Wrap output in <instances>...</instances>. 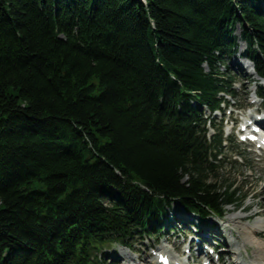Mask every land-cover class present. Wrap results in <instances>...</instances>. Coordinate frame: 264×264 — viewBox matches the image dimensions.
Segmentation results:
<instances>
[{"label": "trees", "instance_id": "16d2710c", "mask_svg": "<svg viewBox=\"0 0 264 264\" xmlns=\"http://www.w3.org/2000/svg\"><path fill=\"white\" fill-rule=\"evenodd\" d=\"M263 5L0 0V264H105L173 203L202 226L238 206L204 109L239 40L264 78Z\"/></svg>", "mask_w": 264, "mask_h": 264}, {"label": "rangeland", "instance_id": "374dc122", "mask_svg": "<svg viewBox=\"0 0 264 264\" xmlns=\"http://www.w3.org/2000/svg\"><path fill=\"white\" fill-rule=\"evenodd\" d=\"M236 32L238 36L236 35ZM239 32V27H236L235 35L237 37H239ZM245 49V43L239 40L237 46V53L228 62L229 69L235 70L233 68V65L239 63V65L243 69V73H245L244 75L249 73L248 75L250 79L253 80L256 78V76L254 74H250L252 66L251 61L243 58L240 55L242 52L245 51ZM223 71H226V69H224ZM236 78V85L238 88L236 90L237 96L236 98H230V102H238V104L241 105L248 104L252 99L253 91L257 88L255 84H253V82H250L245 76L243 77L239 75ZM246 94H248L247 100L244 99V96ZM256 107L254 106L253 108ZM228 109L226 110H233L232 107ZM261 112H264V106ZM261 112L259 113V115L262 114ZM229 116L231 117V119H238L240 115L234 112H231V114L228 115L226 112L224 119H227ZM220 118L221 116L217 117L218 124L222 125L223 132H225L224 136L228 135V137H230L229 134L231 133L230 138L231 140H234V133L230 131V124H225L226 121L220 120ZM235 144L237 146H235L234 143L231 144V149L230 142L227 143V146L223 150V154L221 156V167L218 172L221 178L220 180H225L227 183L234 184L235 188L238 190L237 196L239 197V199H241V196L243 195L244 197H242V200H239V206H237L236 208L235 206L227 207L224 216L220 220L212 218L210 221L215 226H217V228L220 229L219 241L226 245V248L224 249L223 254L221 256L223 262H216L215 264H234L236 259H238L237 261H241L242 263H264V258L261 254H259L260 247L263 246L262 244L264 243V238H253L249 235V230L247 233L244 229L243 230L246 233L244 231H240V236H238L239 228H246L243 226L244 222L254 220L257 212L261 209H264V159H261L251 154V149L247 146L239 145L236 141ZM261 213L264 214V210H262ZM242 215H246L247 217H245L240 222V220L242 219ZM174 216L191 219L193 224L197 222V217L194 218V216L186 214L178 203L172 204L169 210L168 220L165 221V224L170 223ZM231 216H240V223L238 222L235 224L237 226L227 222V220L231 218ZM261 218L264 220V215H262ZM175 226L181 225L176 223ZM189 231L193 232V229L191 227H186L183 232L179 230H173V232H167L162 235L157 234L152 236H149L147 234H135L127 244L129 245L130 249L118 245H109L108 247H106L103 251L105 256L104 262L105 264L111 263L112 259H110V256H114L115 258L121 257L120 252L124 251L135 259H148L147 262L145 260V263L141 262L140 260L139 264H150L148 262L153 263L155 259L153 253H155L159 247L163 246L164 248L166 247V250L169 249L171 251L170 252L168 250L170 254L174 255L179 261H183L189 264H202L204 261H202L201 257L199 259L196 258L194 250L191 255H189V258L186 254L187 248L189 246H195V243L193 242V240H195V236H191V233ZM257 243H261L260 247H257L259 246L257 245ZM233 252L235 253V255H232ZM256 256L261 259V261L257 260V262H254L253 260ZM192 259L196 261L191 262ZM125 262L126 260H117V264H125Z\"/></svg>", "mask_w": 264, "mask_h": 264}, {"label": "bare ground", "instance_id": "6f19581e", "mask_svg": "<svg viewBox=\"0 0 264 264\" xmlns=\"http://www.w3.org/2000/svg\"><path fill=\"white\" fill-rule=\"evenodd\" d=\"M236 35L238 36V34H237V32H236ZM242 43V42H241ZM235 64V63H234ZM235 69L237 70V69H239L241 66L239 65V63H236L235 64ZM262 210H264V209H261V210H259L258 212H257V214H256V217H255V219L254 220H252V221H246V222H244V227H246V228H242V227H240L239 228V231H238V236H240V234H239V232L240 231H246L247 233H248V230H249V235L250 236H252L253 238H256V239H262V238H264V220L261 218V216L262 215H264V214H262L261 213V211ZM245 217H247L246 215H242V219L240 220V216H231V218H229L228 220H227V222H229V223H231V224H233V225H235L236 223H238L239 222V220H240V222L245 218ZM186 219V218H183V217H173V219L174 220H176V219ZM239 222V223H240ZM235 226H237V225H235ZM244 229V230H243ZM244 231V232H245ZM245 232V233H246ZM246 235V234H245ZM213 238V236L211 235V234H205L204 236H203V239L204 240H210V239H212ZM257 245H259V246H257V247H260V245H261V243H257ZM263 246H261L260 247V252H259V254H261L262 255V257L264 258V254H263V252H264V243L262 244ZM195 247H197L198 249H199V251L203 254L204 252H203V249H201L200 248V244H196L195 245ZM158 254H162L163 256H165V257H167V258H169L170 260H171V262H172V264H175V259H176V257L174 256V255H171L170 254V252L168 251V250H166V248H164L163 246L162 247H159L158 248V250H157V256H158ZM232 255H235V253L233 252L232 253ZM120 256L121 257H119L120 259H125L126 260V262H127V264H130L131 262H133L135 259L134 258H132V257H130L126 252H124V251H121L120 252ZM157 258V257H156ZM156 258H155V261H153V263H151V264H157V262H156ZM146 260V262L148 261V259H145ZM238 259H236V261L234 262V264H254V263H252V262H248V263H242L241 261H237ZM257 260L259 261H261V259H259L257 256L255 257V259L253 260L254 262H257ZM135 262V261H134ZM182 264H189V263H182ZM257 264H264V263H257Z\"/></svg>", "mask_w": 264, "mask_h": 264}]
</instances>
